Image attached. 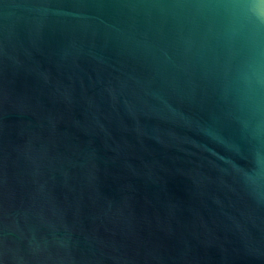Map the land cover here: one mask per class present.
Instances as JSON below:
<instances>
[{
  "label": "water",
  "instance_id": "95a60500",
  "mask_svg": "<svg viewBox=\"0 0 264 264\" xmlns=\"http://www.w3.org/2000/svg\"><path fill=\"white\" fill-rule=\"evenodd\" d=\"M0 264H264V0H0Z\"/></svg>",
  "mask_w": 264,
  "mask_h": 264
}]
</instances>
